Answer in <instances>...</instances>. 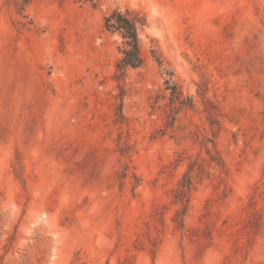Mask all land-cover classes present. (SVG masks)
Masks as SVG:
<instances>
[{
  "label": "rangeland",
  "instance_id": "374dc122",
  "mask_svg": "<svg viewBox=\"0 0 264 264\" xmlns=\"http://www.w3.org/2000/svg\"><path fill=\"white\" fill-rule=\"evenodd\" d=\"M0 264H264V0H0Z\"/></svg>",
  "mask_w": 264,
  "mask_h": 264
},
{
  "label": "trees",
  "instance_id": "16d2710c",
  "mask_svg": "<svg viewBox=\"0 0 264 264\" xmlns=\"http://www.w3.org/2000/svg\"><path fill=\"white\" fill-rule=\"evenodd\" d=\"M146 24L138 11L120 8L110 10L104 18V27L111 33L121 37L119 49L122 56L118 63V70L124 73L128 68H137L143 65L144 59L141 52L140 32ZM191 183L181 184V190L186 192Z\"/></svg>",
  "mask_w": 264,
  "mask_h": 264
}]
</instances>
